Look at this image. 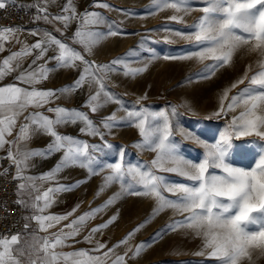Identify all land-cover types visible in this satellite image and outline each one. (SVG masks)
<instances>
[{"label": "snow or ice", "instance_id": "snow-or-ice-1", "mask_svg": "<svg viewBox=\"0 0 264 264\" xmlns=\"http://www.w3.org/2000/svg\"><path fill=\"white\" fill-rule=\"evenodd\" d=\"M15 0H0V9H5L8 4ZM203 5L198 10L202 15L192 24L186 26L189 33L176 31L174 35L181 36L193 41L191 47L198 49L189 56L195 57L201 62L211 60L206 65L207 76L227 65L233 52L242 45L250 46V49L264 55V0H153L156 8L174 9L176 13L189 14L195 10L190 5ZM98 7H109L107 4H98ZM22 7V5H21ZM31 7V5L29 6ZM39 15L35 19H43L45 22L59 21L66 31L72 21L77 22V28L70 38L74 43L82 45L85 53H91L92 48L104 35L99 31L91 30L90 26L104 23V18L98 12L85 11L77 13L73 0H67L61 14L52 15L47 8H38ZM128 13L130 10L121 9ZM151 12L152 9H147ZM51 16V20L49 17ZM171 21H182L183 17L172 15ZM115 24V22H113ZM111 28V25H110ZM22 31L20 28L11 26L0 28V52L5 51V43L15 37L16 33ZM57 31H61L57 29ZM29 34L39 38L33 44H28L17 39L22 47L19 51L11 54L0 61V81L6 76L20 68V64L13 62L30 56L35 51L37 54L27 69L21 71L15 77L14 83L0 86V149L9 145L7 156L16 167L13 179L21 181L17 185L18 195L29 189L39 191L35 181L55 180L56 175L65 167L80 166L87 168L89 179L97 174V167L93 157L89 153L92 148L96 151L111 150L113 145L104 141L105 133L89 118L88 113L79 109H69L63 106L49 108L54 113V118L41 112H31L24 117V123L20 124L14 139L8 140L16 129L20 116L29 108H41L58 98L57 93H69L78 91L85 83L97 84L95 94L89 96L82 107H88L95 113L99 108L109 102H117L123 107V102L118 100L115 93L106 90L105 78L117 66L123 64L120 58L114 59L106 64H96L85 58V55L73 48L64 40L57 38L47 30L41 34L37 29H31ZM108 34L116 35L117 32L110 31ZM63 35V32H61ZM52 49L56 54L49 57L43 65L34 67L37 61L44 58L46 53ZM164 59H175L177 57L165 55ZM56 61L57 67L80 68L78 78L71 85L62 89H37L35 85L46 79L48 62ZM146 68V66H145ZM145 68L129 69L125 66V75H135ZM245 80L249 85L240 89L236 95L229 96L231 89L237 88ZM20 84L28 85L21 87ZM101 94L104 95L103 103L100 102ZM146 99L140 97L137 100ZM243 105V110L238 116H233L230 125L231 133L222 137L215 144H205L206 153L198 163L184 159L178 154V147L172 141V125L167 111L149 112L144 109L126 110V115L116 117L115 113L104 117L101 121L103 127L109 132L114 126L128 124L137 128L141 137L137 147L154 152L156 155L149 164L127 166L123 164L126 155L124 148L119 150V162L105 165L110 172L104 177V183L97 191V196L105 187L114 182H119L128 194L147 196L154 198L157 202L153 214L165 208H172L184 214L181 220L174 221L168 228L178 225L187 226L197 237L203 241V250L198 255H204L207 251V259L213 264H240L242 258L250 257L249 249L256 248L264 251V154L259 156L258 162L250 169L234 167L227 163L228 152L231 147V135L252 136L255 135L264 140V63L260 64L259 71L249 76L245 75L231 84L230 88L223 90L220 96V105L214 115L227 114L234 111L236 107ZM176 114V109H172ZM82 123L80 131L92 136H100L101 145H89L76 137L62 135L57 132V126L64 124ZM35 131L52 137L50 143L43 149L21 148L22 142L26 143ZM188 138H192L189 134ZM63 152L61 160L50 171L39 177L25 176L28 169V161L35 156L48 158L56 152ZM168 165H171L170 167ZM216 170H220L217 174ZM7 170H5L6 172ZM158 172L176 173L183 177L187 183L169 182ZM86 181H76L75 184H57L55 188H48L42 195L35 197L31 207L35 213L26 220H33L38 224L41 232H48L58 225L62 220L71 216L72 212L65 215H43L45 209L54 202L51 193L70 190ZM167 192L175 197L169 199L164 193ZM119 194L109 197L98 208L83 213L70 224L65 225L59 231L50 233L44 237H35L31 241H24L22 236L15 233L10 236H0V264H126L129 253L138 255L144 247L140 245L132 247L129 245L131 237L147 223V220L136 226L122 240L111 248L106 243L97 241L92 249H78L72 252L58 251L69 247L68 241L79 235L82 226L102 209L115 202ZM41 201L43 206L41 207ZM16 203L27 206V202L18 199ZM77 208L79 205L76 206ZM118 214L111 216L103 224L96 225L84 237V241L92 243L93 235L106 228L117 220ZM28 224L24 225L27 229ZM121 245H128L123 254L116 253L115 249ZM96 253V254H93Z\"/></svg>", "mask_w": 264, "mask_h": 264}, {"label": "rangeland", "instance_id": "rangeland-1", "mask_svg": "<svg viewBox=\"0 0 264 264\" xmlns=\"http://www.w3.org/2000/svg\"><path fill=\"white\" fill-rule=\"evenodd\" d=\"M168 2L172 3L174 0ZM73 3L79 13L98 12L104 18V23L90 26L91 30L104 34L93 46L91 53H85L80 44L77 46L78 50L86 59L96 64H106L117 58L123 61L115 71L107 74L104 81L106 90L115 93L117 99L123 102V107L120 103L109 102L99 108L95 115L86 107L89 118L105 133L104 141L113 145V148L104 149L102 152L89 149L100 174L92 175L90 179L89 173L70 176L71 181L80 179L86 181L87 212L100 207L114 194L119 195L114 203L89 219L82 231L87 230L86 233L89 234L96 225L103 224L111 216L118 214L115 222L95 233L102 234L104 243L111 248L137 225L147 220L129 241L132 247L142 242L144 247L138 255L133 256L129 253L126 264H213V261L207 259L206 250L204 255H198L203 250V241L187 226L178 225L171 229L167 227L174 221L181 220L186 213L181 214L172 208H165L153 214V209L157 205L154 198L128 194L124 190L127 185L122 189L119 182L111 183L97 196V191L104 183V177L110 172V169L104 166L119 162L120 148H124L126 153L123 160L125 167L142 166L146 163L150 165L156 155L152 151L137 147L141 137L134 126L121 124L114 126L109 132L101 121L112 113H115L118 119L124 117L126 110L167 111L172 125V141L178 147V154L188 161L198 163L206 153L205 144H215L231 133L233 116H238L243 110V105H240L234 111H228L226 115H214L219 108L223 90L230 88L232 83L245 75V72L251 76L259 71L260 64L264 63V55L252 51L248 45H242L233 52L227 65L207 76L205 66L212 61L201 62L195 57L180 58L189 56L198 49L191 47L193 41L174 35L176 31L189 33L186 26L192 25L202 15L198 9L203 5H190L195 10L184 14L162 6L156 8L153 0H73ZM98 4H107L109 7H98ZM149 8L152 9L151 12L147 11ZM121 9L130 11L126 14L121 12ZM174 14L182 16L183 20H169L168 18ZM72 23L77 25L75 20ZM110 31L118 34L110 35L108 34ZM165 55L177 58L164 59ZM125 66L129 69L145 66L146 68L135 75H125ZM248 85L249 81L245 80L237 88L231 89L229 96L236 95L240 89ZM88 86V95L80 96L84 97L85 101L97 91L96 83ZM145 96L146 99L140 100L137 104V100ZM103 101L104 95L101 94L100 102ZM80 102L73 103V106L74 104L83 106L85 103ZM173 108L176 109V114L172 113ZM260 114H264V110H261ZM79 134L86 135V140L82 141L89 145L103 143L100 136L88 135L81 131ZM189 134L192 138H188ZM230 143L226 162L234 167L250 169L258 162L259 156L264 154V140L255 135L232 134ZM99 153L102 154V158L98 157ZM216 172L219 174L220 170ZM157 174L169 182L187 183L176 173ZM164 195L169 199H175L167 192ZM127 247L128 245H121L115 251L123 254ZM249 253L250 257L242 258L240 264H264V251L252 248L249 249Z\"/></svg>", "mask_w": 264, "mask_h": 264}, {"label": "crops", "instance_id": "crops-1", "mask_svg": "<svg viewBox=\"0 0 264 264\" xmlns=\"http://www.w3.org/2000/svg\"><path fill=\"white\" fill-rule=\"evenodd\" d=\"M16 2H20L21 4L25 6H35L37 8H47V12L52 15L61 14L62 9L64 5L67 3L66 0H15ZM76 12L79 13V11L76 9ZM38 14H35L32 18V20L26 24V25H13L11 27L13 28H20L22 31H19L16 33L15 37L11 38L8 42L5 43V51L0 52V61H2L5 57L9 56L11 52L19 51L22 47L21 43H17V37L20 41H24L28 44H33L35 41L39 38L38 36H32L29 34V31L31 29H37L41 34L43 31L47 30L48 32H51L53 35H56L57 38H60L70 44L71 47L78 50V43H74L70 38L73 36V34L76 31L77 25L75 23H71L66 31H64L63 24L59 21L53 20L52 22L48 23L45 22L43 19H35V17ZM51 20V16L49 17ZM4 26H0V28H3ZM57 29H60L61 31H57ZM61 32H63V35H61ZM79 51V50H78ZM36 52L34 51L32 55L27 56L23 58L22 60L13 62V67H15L16 63L20 64V68L13 71L10 75L6 76L3 81H0V86L7 85L10 83H14L15 77L20 74L21 71H24L28 68V66L32 63V61L35 59ZM56 53L49 49V51L46 53L43 59L37 61V64L34 67H38L39 65L45 64L46 61H48V58L55 55ZM47 67L51 69V71L48 72L47 78L41 80L39 83L35 85L37 89H62L67 85H71L73 81H75L78 78V75L80 71L83 68V65L81 64L80 68H71V67H57L56 61L51 60L48 62ZM89 84L85 83L82 88H80L78 91H72L69 93H57L58 98L54 99L52 103L45 105L41 108H33L29 107L23 115L20 116L19 121L17 122L16 129L13 131L12 135L7 137L8 140H12L15 138L17 131L19 130L20 124L24 123V117L27 116L31 112H41L44 115H47L49 117L54 118V113L49 112V108H55L57 106H63L65 108L69 109H79L83 112L87 111L86 107H82V104H74L73 103H83L85 102L84 97L80 98V96H87L89 91ZM21 87H28V85L20 84ZM73 96V97H71ZM79 96V97H78ZM85 104V103H84ZM83 104V105H84ZM81 106V108H79ZM90 112V111H89ZM96 113V112H95ZM94 113V115H95ZM83 127L82 123H76V124H64L61 126H57L56 130L58 133L66 136H72L76 137L80 140H86V135H80L79 131ZM33 134L31 135V138L26 142H22L20 147L27 148V149H43L47 146L48 143L51 142L52 137H50L47 134H43L41 132L35 131V125L32 126ZM9 145H5V147L2 149L3 152L7 154ZM63 155V152H56L52 156L48 158H44L43 156H35L32 157L29 161V167L25 171V176H31V177H39L41 174L46 173L53 169L57 163L61 160V157ZM99 158H102V154H98ZM103 160V159H100ZM101 165V162L99 163ZM75 168V170H73ZM88 169L84 167L79 166H70L63 168L60 172L57 173L55 180L52 181H41L37 179L35 181L36 187L39 189V191H33L29 189L28 191L19 194V199H23L27 202V206H24L25 208V218L30 217L35 213V210L31 207V205L35 201V197L38 195H42L45 190L48 188H55L57 184H63V185H71L75 184V181H71V175L76 174H87ZM97 174H100L97 172ZM96 174V175H97ZM80 179L79 181H81ZM83 181V180H82ZM87 184L81 183L79 186L74 187L70 190L60 191V192H54L51 193V198L54 201L51 206L44 210L42 213L43 215H65L67 213L72 212L73 208H76V211L69 216L66 220H62L58 225L51 228L48 232H41L38 229V224L33 220H26V224L29 225L27 229L21 228L17 229L13 234L20 233L22 236V244L24 241H31L33 239V236L35 237H44L46 235H49L50 233H54L59 231V229L64 228L65 225L70 224L73 220H75L77 217L81 216L83 213L87 212L88 208L86 206V200H87ZM100 189V188H99ZM79 205L77 208L76 206ZM43 206V202L41 201V207ZM88 222V221H87ZM86 222V223H87ZM85 223V224H86ZM82 226L80 233L78 236H76L73 239H70L67 243L70 245L69 247H64L62 249H58V251H64V252H72L76 251L78 249H92L95 247V243L99 241L100 243H104L102 234L100 235H93L92 237V243H88L84 241V237L88 234L86 231H82ZM96 254V253H93Z\"/></svg>", "mask_w": 264, "mask_h": 264}, {"label": "built area", "instance_id": "built-area-1", "mask_svg": "<svg viewBox=\"0 0 264 264\" xmlns=\"http://www.w3.org/2000/svg\"><path fill=\"white\" fill-rule=\"evenodd\" d=\"M37 9L16 1L8 4L5 9H0V26L26 25L38 14ZM6 156L0 149V236H10L26 224L25 208L16 203L19 199L17 185L21 181L13 179L16 167Z\"/></svg>", "mask_w": 264, "mask_h": 264}, {"label": "bare ground", "instance_id": "bare-ground-1", "mask_svg": "<svg viewBox=\"0 0 264 264\" xmlns=\"http://www.w3.org/2000/svg\"><path fill=\"white\" fill-rule=\"evenodd\" d=\"M79 167H80V166H79ZM73 170H75V168H74Z\"/></svg>", "mask_w": 264, "mask_h": 264}]
</instances>
